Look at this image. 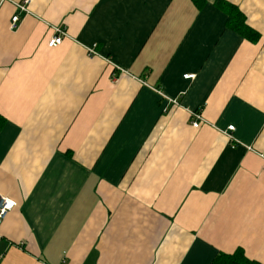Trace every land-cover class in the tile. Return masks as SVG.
<instances>
[{
	"label": "crops",
	"instance_id": "crops-1",
	"mask_svg": "<svg viewBox=\"0 0 264 264\" xmlns=\"http://www.w3.org/2000/svg\"><path fill=\"white\" fill-rule=\"evenodd\" d=\"M21 1L0 0V264H264V0H30L11 30Z\"/></svg>",
	"mask_w": 264,
	"mask_h": 264
},
{
	"label": "built area",
	"instance_id": "built-area-1",
	"mask_svg": "<svg viewBox=\"0 0 264 264\" xmlns=\"http://www.w3.org/2000/svg\"><path fill=\"white\" fill-rule=\"evenodd\" d=\"M6 1V0H2ZM29 5L30 0H22L21 2L15 3L16 8V14L12 17L11 23H10V29L14 30L17 29L18 24L21 21V14H29ZM68 37L66 29L63 27H57L54 29V36L50 39L48 42V46L50 48H56L60 46L65 38ZM93 53V50H91ZM195 75H186L185 79L190 80L194 79ZM174 103H177L174 101ZM192 117L194 118V121L192 123V126L195 129H198L202 124H204V119H202V116L200 113H193ZM229 131H234V126L229 127ZM264 156V155H263ZM17 207V203L8 198V197H0V223L6 218V216L15 208Z\"/></svg>",
	"mask_w": 264,
	"mask_h": 264
},
{
	"label": "trees",
	"instance_id": "trees-1",
	"mask_svg": "<svg viewBox=\"0 0 264 264\" xmlns=\"http://www.w3.org/2000/svg\"><path fill=\"white\" fill-rule=\"evenodd\" d=\"M224 10L228 15L227 26L232 29L243 38L249 40L252 43H256L260 40V35L251 29L247 23L245 17L235 8L226 4H223ZM5 119L0 116V131L5 125ZM218 264H258L256 262L249 261L245 258L244 253L240 251L234 256L226 257L224 262L220 261Z\"/></svg>",
	"mask_w": 264,
	"mask_h": 264
}]
</instances>
